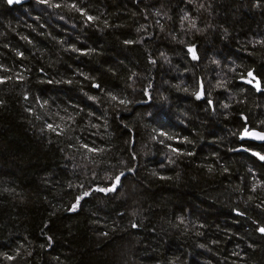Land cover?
Wrapping results in <instances>:
<instances>
[{
    "label": "trees",
    "instance_id": "trees-1",
    "mask_svg": "<svg viewBox=\"0 0 264 264\" xmlns=\"http://www.w3.org/2000/svg\"><path fill=\"white\" fill-rule=\"evenodd\" d=\"M246 127L264 0H0V264H264Z\"/></svg>",
    "mask_w": 264,
    "mask_h": 264
},
{
    "label": "water",
    "instance_id": "water-1",
    "mask_svg": "<svg viewBox=\"0 0 264 264\" xmlns=\"http://www.w3.org/2000/svg\"><path fill=\"white\" fill-rule=\"evenodd\" d=\"M5 1L7 2V4L9 6L12 7L14 5L20 6V5L26 4L29 0H11V2H10V0H5ZM239 82L243 83V84H246V85H249V86L253 87L254 89H256L257 91H260L261 88H262L261 82L254 81L253 79H251L249 77L248 78H243ZM201 87H202V84H201ZM255 134H260L261 136H264V134L259 132L258 130H250L249 127H247L242 132V134L240 136V139H241V141H250V142H258V143L264 142V139L259 138ZM251 155L253 157H255L256 159H258L259 161L264 162V159H261V157H264L261 153L253 151V152H251ZM93 190L95 192H100V193H108L110 191V189L109 190L103 189V191H101V189H99V188H94ZM260 232L264 233L261 230H260Z\"/></svg>",
    "mask_w": 264,
    "mask_h": 264
},
{
    "label": "flooded vegetation",
    "instance_id": "flooded-vegetation-1",
    "mask_svg": "<svg viewBox=\"0 0 264 264\" xmlns=\"http://www.w3.org/2000/svg\"><path fill=\"white\" fill-rule=\"evenodd\" d=\"M246 128H247V127H246ZM246 128H245V129H246ZM245 129H244V130H245ZM249 129H250V128H249ZM244 130H243V131H244ZM250 130H257V129H250ZM243 131H242V132H243ZM258 131L264 134V132H262V131H260V130H258ZM241 134H242V133H241ZM240 136H241V135H240ZM240 140H241V139H240ZM242 142H250V141H242ZM251 143H255V144H258V145L264 144V142H262V143L251 142ZM251 152H253V151H251ZM251 152H250V154H251ZM256 152H259V151H256ZM259 153H260V152H259ZM262 155H263V154H262ZM263 156H264V155H263Z\"/></svg>",
    "mask_w": 264,
    "mask_h": 264
},
{
    "label": "snow or ice",
    "instance_id": "snow-or-ice-1",
    "mask_svg": "<svg viewBox=\"0 0 264 264\" xmlns=\"http://www.w3.org/2000/svg\"><path fill=\"white\" fill-rule=\"evenodd\" d=\"M10 2H11V0H10ZM89 19H91V17L89 18ZM249 75H251V73L249 74ZM255 135H257L259 138H261V139H264V136H261L260 134H255ZM261 159H264V157H261ZM101 191H103V189H101ZM73 210H75V206H74V208H73ZM262 232H264V228H262V229H260Z\"/></svg>",
    "mask_w": 264,
    "mask_h": 264
}]
</instances>
